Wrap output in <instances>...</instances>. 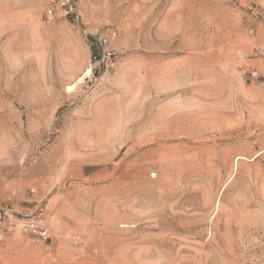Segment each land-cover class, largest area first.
<instances>
[{
	"label": "rangeland",
	"instance_id": "obj_1",
	"mask_svg": "<svg viewBox=\"0 0 264 264\" xmlns=\"http://www.w3.org/2000/svg\"><path fill=\"white\" fill-rule=\"evenodd\" d=\"M149 1L79 0L80 21L74 24L65 17L46 21L48 0H0V207L10 206L19 189L49 186L52 191L61 190L80 182L82 171L104 167L112 177L127 181L129 189L133 181L140 183L144 195L147 183L162 184L168 205L179 204L171 190L182 194L181 222L163 224L164 230L156 227L165 235L152 237L142 235L148 228H141V255L151 264H264V114L259 111L260 107L264 110V84H253L259 83L262 89L251 91V120L236 130V141L210 143L225 154L229 146L234 148L235 156H241V173H230L231 156L210 160L228 173L183 174L186 167L181 166L182 174L153 179L147 148L164 144L147 140L148 134L160 131L147 126L130 128L143 139L127 160L120 161L118 156L103 165H84L87 132L95 131L105 140L121 130L87 126L88 120L102 117L99 100L112 75L124 61L129 70L131 66L133 71H142L155 57L154 48L139 45L150 39L148 23L132 24L141 15L149 14L147 20L154 16ZM220 4L205 7L203 32H188L187 52L194 50L192 36L203 34L206 67L219 54L229 55L228 44L238 34L236 39L252 48L251 55L243 52L239 58H258L254 53L264 49L256 35V26L264 24L261 5L227 0L228 7H240L243 14L224 15ZM212 22L227 26L213 32ZM219 40L223 51L213 46ZM91 46L96 56L105 53L109 57L95 61ZM131 58L135 63L129 62ZM156 59L162 60L163 52ZM244 66L239 69L246 70L247 63ZM117 81L122 85L124 79L121 76ZM132 91L148 92L139 86ZM43 202L36 213L44 209Z\"/></svg>",
	"mask_w": 264,
	"mask_h": 264
},
{
	"label": "crops",
	"instance_id": "obj_2",
	"mask_svg": "<svg viewBox=\"0 0 264 264\" xmlns=\"http://www.w3.org/2000/svg\"><path fill=\"white\" fill-rule=\"evenodd\" d=\"M243 2L259 3L264 10V0ZM210 4L215 7L220 4L224 15H234L236 11L243 14L240 7H228L227 0L148 2L154 16L147 20L149 14L141 15L132 24L148 23L150 39L139 45L146 43L154 48L155 57L142 71H133L131 66L129 70V64L124 61L112 75L106 94L99 100L102 117L88 120L87 126L121 130L105 140L95 135V131L87 132L84 165H103L118 156L120 161L127 160L137 152L136 143L143 139L130 128L147 126L160 129L148 134L147 140L164 144L147 148V165L153 170L150 173L153 179L183 171L191 175L228 173L210 160L231 156L230 173H241L238 167L241 156H235L234 148L229 146L225 154L210 143H234L236 130L244 129L250 122L251 91L259 92L262 89L259 83L264 84V57L239 58L243 52L251 55L252 48L236 39L238 34L228 44L229 55L219 54L206 67L203 34L191 35L190 46L194 50L188 53L187 34L203 32L204 10ZM211 25L213 32L227 26L225 22ZM256 28L257 43L264 46V24L259 23ZM222 42L219 40L213 46L223 51ZM161 52L163 59H156ZM129 62L135 63V58ZM246 63V70L239 69V65ZM253 68L259 71L258 80L250 76ZM121 76L122 85L117 81ZM256 82L259 83L253 85ZM135 86L148 92L133 94ZM259 111L264 114L261 107ZM201 142L207 145H192ZM81 176L80 182L61 190L52 191L49 186L19 189L11 197L7 207L14 214L7 221L15 222L20 214H38L49 238L34 239L20 226H13L0 242V264H151L141 255V228H148L142 235L152 237L157 233L165 235V231L157 232L156 227L163 229V224L181 222L180 190H171L179 204L168 205L164 200L167 189L160 188L162 184L147 183V195H144L140 183L133 181L129 189L127 181L112 177L104 167L82 171ZM132 179L136 180L134 176ZM40 201H44V209L36 213Z\"/></svg>",
	"mask_w": 264,
	"mask_h": 264
},
{
	"label": "built area",
	"instance_id": "obj_3",
	"mask_svg": "<svg viewBox=\"0 0 264 264\" xmlns=\"http://www.w3.org/2000/svg\"><path fill=\"white\" fill-rule=\"evenodd\" d=\"M57 17H65L69 19L72 23L78 24L80 21V7L79 0H48L47 5L44 9V19L46 21L54 20ZM112 36H116V32L110 31ZM258 58L264 57V49L258 50L254 53ZM109 54H102L97 56L95 61H103L107 59ZM250 76L258 80L260 77L259 71L253 68L250 71ZM42 212V208L39 213ZM14 211L9 207H0V242L3 241L4 235L13 226L18 225L27 234L32 236L34 239H47L49 238L47 230L43 227L38 214H20L16 217L15 222L7 221L11 216H13Z\"/></svg>",
	"mask_w": 264,
	"mask_h": 264
},
{
	"label": "trees",
	"instance_id": "obj_4",
	"mask_svg": "<svg viewBox=\"0 0 264 264\" xmlns=\"http://www.w3.org/2000/svg\"><path fill=\"white\" fill-rule=\"evenodd\" d=\"M91 53H92V58H93L94 60L97 59V56H96V53H95V51H94L93 46H91Z\"/></svg>",
	"mask_w": 264,
	"mask_h": 264
},
{
	"label": "bare ground",
	"instance_id": "obj_5",
	"mask_svg": "<svg viewBox=\"0 0 264 264\" xmlns=\"http://www.w3.org/2000/svg\"><path fill=\"white\" fill-rule=\"evenodd\" d=\"M84 4V3H83ZM236 160V159H235Z\"/></svg>",
	"mask_w": 264,
	"mask_h": 264
}]
</instances>
